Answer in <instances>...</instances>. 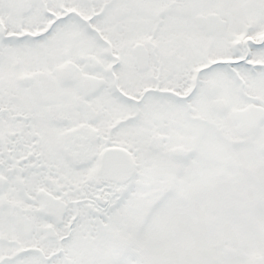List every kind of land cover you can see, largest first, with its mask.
I'll return each instance as SVG.
<instances>
[{
  "label": "snow or ice",
  "instance_id": "1",
  "mask_svg": "<svg viewBox=\"0 0 264 264\" xmlns=\"http://www.w3.org/2000/svg\"><path fill=\"white\" fill-rule=\"evenodd\" d=\"M0 264H264V0H0Z\"/></svg>",
  "mask_w": 264,
  "mask_h": 264
}]
</instances>
